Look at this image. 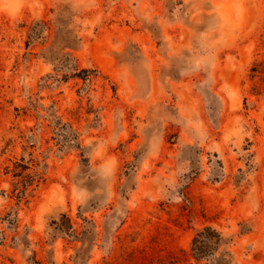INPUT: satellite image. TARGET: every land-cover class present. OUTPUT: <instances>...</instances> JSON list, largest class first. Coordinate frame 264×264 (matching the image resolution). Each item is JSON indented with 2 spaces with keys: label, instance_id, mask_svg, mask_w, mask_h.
I'll return each instance as SVG.
<instances>
[{
  "label": "rangeland",
  "instance_id": "obj_1",
  "mask_svg": "<svg viewBox=\"0 0 264 264\" xmlns=\"http://www.w3.org/2000/svg\"><path fill=\"white\" fill-rule=\"evenodd\" d=\"M0 264H264V0H0Z\"/></svg>",
  "mask_w": 264,
  "mask_h": 264
}]
</instances>
